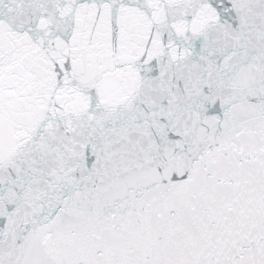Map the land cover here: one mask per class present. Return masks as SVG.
<instances>
[{
	"label": "snow or ice",
	"instance_id": "snow-or-ice-1",
	"mask_svg": "<svg viewBox=\"0 0 264 264\" xmlns=\"http://www.w3.org/2000/svg\"><path fill=\"white\" fill-rule=\"evenodd\" d=\"M0 264H264V0H0Z\"/></svg>",
	"mask_w": 264,
	"mask_h": 264
}]
</instances>
